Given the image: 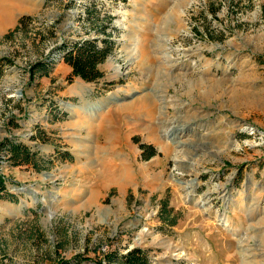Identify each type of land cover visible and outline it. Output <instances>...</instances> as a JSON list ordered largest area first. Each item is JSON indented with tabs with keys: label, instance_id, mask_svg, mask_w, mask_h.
<instances>
[{
	"label": "rangeland",
	"instance_id": "1",
	"mask_svg": "<svg viewBox=\"0 0 264 264\" xmlns=\"http://www.w3.org/2000/svg\"><path fill=\"white\" fill-rule=\"evenodd\" d=\"M95 1L116 47L87 82L60 56L27 70L93 36L77 21L91 0H0V141L49 160L0 157L17 198L0 200V264L132 246L152 264H264V0Z\"/></svg>",
	"mask_w": 264,
	"mask_h": 264
},
{
	"label": "trees",
	"instance_id": "2",
	"mask_svg": "<svg viewBox=\"0 0 264 264\" xmlns=\"http://www.w3.org/2000/svg\"><path fill=\"white\" fill-rule=\"evenodd\" d=\"M82 8L84 13L78 15L77 21L87 23L89 28L86 29L85 33L89 35L93 32V36L63 39L54 48L56 54L51 59V56L48 55L44 59L31 62L27 71L32 80L48 76L59 56L63 62L69 63L73 67V72L84 81H95L103 76L99 65L106 60L116 47L113 36L117 32V28L112 24L113 16L108 11H104L103 15H100L95 0H91L88 4L83 3ZM24 20L25 17L21 18L19 24L23 23L22 25H25ZM5 36H9V34ZM54 115L56 119L62 117L58 113ZM35 137L32 136L31 139ZM140 147L143 151L149 149V153L144 156L145 159L155 154V149L151 145L140 144ZM51 154L54 155L56 160L72 158L69 152L61 151L57 147ZM0 157L11 166L31 165L34 170L39 172L44 167V163L49 162V160H44V157L40 156V152L32 148L30 144L11 137H6L0 141ZM6 182V178L0 174V200L17 201L16 196L9 192ZM162 202L160 211L165 212L166 201L163 200ZM170 220L174 222L173 219ZM102 260L105 261V264H152L147 249L141 246H132L125 251L119 248L108 249L102 252V256L97 263L104 264ZM81 261L82 258L79 255L71 257L58 256L54 264H81Z\"/></svg>",
	"mask_w": 264,
	"mask_h": 264
},
{
	"label": "crops",
	"instance_id": "3",
	"mask_svg": "<svg viewBox=\"0 0 264 264\" xmlns=\"http://www.w3.org/2000/svg\"><path fill=\"white\" fill-rule=\"evenodd\" d=\"M31 146H32V148H35V147H36L35 144H32ZM53 151H54V146H53V147L50 146V149L47 150L48 153H52ZM121 250H122V249H121Z\"/></svg>",
	"mask_w": 264,
	"mask_h": 264
},
{
	"label": "built area",
	"instance_id": "4",
	"mask_svg": "<svg viewBox=\"0 0 264 264\" xmlns=\"http://www.w3.org/2000/svg\"><path fill=\"white\" fill-rule=\"evenodd\" d=\"M143 227H142V229L144 228L146 231H147V229H148V226L147 225H142ZM130 247H125L124 249H122V251H125V250H127V249H129ZM103 261V263L105 264V261L104 260H102Z\"/></svg>",
	"mask_w": 264,
	"mask_h": 264
},
{
	"label": "bare ground",
	"instance_id": "5",
	"mask_svg": "<svg viewBox=\"0 0 264 264\" xmlns=\"http://www.w3.org/2000/svg\"><path fill=\"white\" fill-rule=\"evenodd\" d=\"M183 188L186 189V188H188V187H185V186H184ZM188 193H189V191H187V195H186L187 197H188ZM141 232H142L143 234H145V233H146V230L143 228Z\"/></svg>",
	"mask_w": 264,
	"mask_h": 264
}]
</instances>
